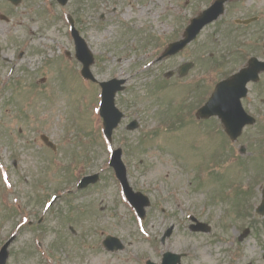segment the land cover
Instances as JSON below:
<instances>
[{
	"label": "rangeland",
	"instance_id": "rangeland-1",
	"mask_svg": "<svg viewBox=\"0 0 264 264\" xmlns=\"http://www.w3.org/2000/svg\"><path fill=\"white\" fill-rule=\"evenodd\" d=\"M117 1L115 13V0H69L65 7L55 0L17 6L0 0V14L8 18L0 20V166L8 174L2 179L0 172V246L16 233L7 264H143L159 262L166 250L186 254L182 264H264V217L255 213L263 177L255 146L253 155L241 154L238 144L208 132L209 124H178L182 96L190 103L187 81L201 83L200 96L208 90L209 68L223 67L217 62L229 47L228 15L206 26L180 55L156 63L163 45L180 37L211 0H139L143 17L135 0ZM159 2L158 12L149 14ZM241 7L244 14L264 16V0H245ZM67 15L77 18L96 56L95 77L127 79L116 96L125 117L111 145L97 111L100 88L79 78ZM131 23L144 27L132 30ZM259 26L248 27V35ZM187 62L193 66L180 79L176 71ZM132 120L138 126L127 130ZM117 147L131 186L150 197L143 219L109 167ZM91 173L100 180L77 190L80 178ZM53 195L44 208V198ZM190 215L202 229H191ZM169 226L173 232L161 243ZM107 235L123 248L105 249Z\"/></svg>",
	"mask_w": 264,
	"mask_h": 264
},
{
	"label": "flooded vegetation",
	"instance_id": "flooded-vegetation-1",
	"mask_svg": "<svg viewBox=\"0 0 264 264\" xmlns=\"http://www.w3.org/2000/svg\"><path fill=\"white\" fill-rule=\"evenodd\" d=\"M243 0L239 1H229L228 9H226V13L228 12L229 18L226 19V34L225 38L228 40L229 44V53L225 61V67L223 69H217L208 80L209 89L207 90V98L211 97L215 91V87L217 83L221 80H227L228 84V92L226 94L227 101H232L237 96L235 93L233 83L238 81V79L234 78V75L238 72L240 67L245 64L244 57L241 53H239L238 47L235 50L231 51L238 39L240 38L239 34L242 33L243 28L248 26L257 25L259 22V16H247L244 17V14H240L237 16L236 12H238L241 7L239 6ZM249 18L251 20L250 24L242 25V19ZM255 34L260 33L261 39L264 38L263 30L258 32L256 29L253 31ZM245 82L246 92L244 96L239 97V102L241 104V108L243 110L244 121H248L249 118L254 119L252 125H246L239 136V140H245L246 145L250 144L251 140H256L257 151L259 153L264 152V72L260 71L257 73H250L249 76H244L239 79L238 86L243 82ZM207 121L214 127V131L219 134H223L226 138H229L223 128H217L216 125H221V120L217 116L210 117ZM261 192V190H260Z\"/></svg>",
	"mask_w": 264,
	"mask_h": 264
},
{
	"label": "water",
	"instance_id": "water-1",
	"mask_svg": "<svg viewBox=\"0 0 264 264\" xmlns=\"http://www.w3.org/2000/svg\"><path fill=\"white\" fill-rule=\"evenodd\" d=\"M209 15H210V12H209ZM83 74L85 76H90L87 65L83 69ZM122 83H123V80H115V79L108 81V82L100 83L102 87V100H101L100 113L104 119V132H105L106 137L109 140L111 138L112 129L117 125V123L119 122L122 116L121 113L115 108V105H114L115 93L118 90H121L123 88L121 86ZM111 165L115 169L117 177L119 178L123 186L126 196L130 200V202L137 208L139 214L143 215L144 213L143 208L144 206H147L149 204V200L147 197L143 196L139 192L134 193L132 189L129 187L128 182H127L126 170L121 161V150L120 149H117L113 152L112 159H111ZM259 211L261 210L259 209ZM169 233H170V230L168 231L167 234ZM116 244L118 247H121L119 242H117ZM167 256L171 257V255H167Z\"/></svg>",
	"mask_w": 264,
	"mask_h": 264
},
{
	"label": "bare ground",
	"instance_id": "bare-ground-1",
	"mask_svg": "<svg viewBox=\"0 0 264 264\" xmlns=\"http://www.w3.org/2000/svg\"><path fill=\"white\" fill-rule=\"evenodd\" d=\"M157 4H152V6H156ZM145 7H143V8H138L137 9V13L139 14V15H142V16H144V12H145Z\"/></svg>",
	"mask_w": 264,
	"mask_h": 264
}]
</instances>
